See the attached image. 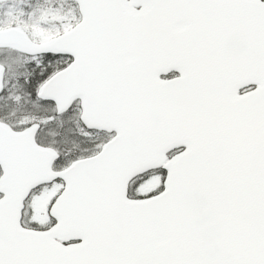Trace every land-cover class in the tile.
I'll return each instance as SVG.
<instances>
[{
  "label": "snow or ice",
  "instance_id": "6c2138e0",
  "mask_svg": "<svg viewBox=\"0 0 264 264\" xmlns=\"http://www.w3.org/2000/svg\"><path fill=\"white\" fill-rule=\"evenodd\" d=\"M0 264H264V0H0Z\"/></svg>",
  "mask_w": 264,
  "mask_h": 264
}]
</instances>
